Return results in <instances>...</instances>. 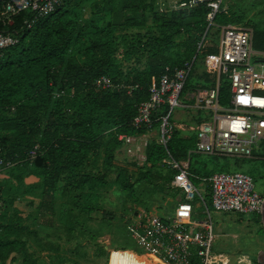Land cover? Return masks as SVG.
<instances>
[{
	"label": "trees",
	"instance_id": "trees-1",
	"mask_svg": "<svg viewBox=\"0 0 264 264\" xmlns=\"http://www.w3.org/2000/svg\"><path fill=\"white\" fill-rule=\"evenodd\" d=\"M213 1L217 0H206L192 8L161 11L156 0H102L95 6L97 10L92 17L86 18L76 0H63L53 13L39 18L32 28L25 24L27 19L33 18L30 12L18 14L13 25L0 23V31L14 32L20 38L18 44L0 55V147L3 150L0 156L14 163L9 169H21L42 178L39 210L43 214L55 213L53 204L61 182L65 190L85 192L83 213L97 211L96 189L109 185L107 175L111 171L116 173V182L133 202L138 201L136 182L154 184L158 190L170 187L173 173L159 165L166 156L163 146L152 140L146 150V165L134 169L130 162L123 165L117 162V152L122 145L118 134L146 132L137 129L133 120L138 106L148 100L150 86L160 79L165 67H180L195 56L197 63L199 57L203 59L206 53L216 52L217 47L213 46L198 53V45L206 32V38L211 29H216L220 35L217 26L236 25L240 21L221 6L213 26H209L207 15L211 12L209 3ZM149 13L158 36L145 42L139 38L137 43L129 44L126 34H116L117 29H129L145 22ZM138 18L141 21L138 22ZM180 34L187 37L182 43L183 53L176 58L167 56ZM218 40L219 36L212 44L216 45ZM139 48L146 50L149 56L146 68L124 69V63L129 62ZM253 49L264 51V30L260 27L253 31ZM193 72L194 69L185 92L190 87ZM103 75L109 76L116 87L94 86L93 81ZM206 77L208 82L202 87H213L214 77L207 71ZM221 80L220 95L224 104L229 83L226 78ZM122 85L134 89L128 94L125 88L118 87ZM61 90L65 94L55 96V92ZM201 120L200 115L197 124ZM195 143V132L183 137L177 129L168 150L174 158L183 160ZM36 146L37 156L30 160L29 153ZM100 156L104 173H89L87 169L93 164V157ZM221 169L225 170L220 172L230 170L227 165ZM191 171L201 176L216 173L213 170L200 172L194 165ZM253 220L260 223L261 214L255 215ZM25 230L28 231L25 226L4 225L0 214V264H16L17 261V264H35L28 260L24 249Z\"/></svg>",
	"mask_w": 264,
	"mask_h": 264
},
{
	"label": "built area",
	"instance_id": "built-area-1",
	"mask_svg": "<svg viewBox=\"0 0 264 264\" xmlns=\"http://www.w3.org/2000/svg\"><path fill=\"white\" fill-rule=\"evenodd\" d=\"M0 1L1 24L13 25L18 14L30 12L33 18L25 21L28 28L63 3V0ZM205 1L177 0L172 6L163 3L160 10L169 11L168 7L171 10L192 8ZM221 1L209 3V26L221 10ZM222 10L226 11V8ZM217 28L220 35L216 45L208 44L205 37L198 45L199 54L208 47H217L216 52L206 53L203 57L204 68L214 77L215 85L204 91L185 93L197 56L180 67H165L160 79L150 86L149 98L138 106L133 120L137 129H145L146 132L118 134L122 145L117 156L123 151L128 159L123 164L130 162L134 169L145 166L147 147L155 140L166 152V156L159 161L160 167L173 173L170 188L177 199L174 214L166 217L155 212L142 214L140 211L128 222L141 253L136 252L160 264H259L247 254L239 255L232 263L229 254L215 252L216 235L211 216L212 209L252 215V220L255 215L261 214L264 194L255 190L252 176L242 171L216 172L210 176L191 171L193 157L201 155L232 158L237 162L264 161V51L253 49V29L249 26L220 25ZM19 41L16 33L0 31V55ZM222 78L229 83L225 105H222L220 95ZM93 85L100 89L116 87L106 75L96 78ZM118 87L125 88L128 94L134 89L133 86ZM64 94L63 90L55 92L57 97ZM177 109L190 110L198 117L202 115L200 123L186 126L188 131L195 132L196 143L183 160H177L168 150V144L178 129L174 117ZM37 149L38 146L30 151V160L37 156ZM2 153L0 147V155ZM13 166L14 163L0 156V171Z\"/></svg>",
	"mask_w": 264,
	"mask_h": 264
},
{
	"label": "rangeland",
	"instance_id": "rangeland-1",
	"mask_svg": "<svg viewBox=\"0 0 264 264\" xmlns=\"http://www.w3.org/2000/svg\"><path fill=\"white\" fill-rule=\"evenodd\" d=\"M101 1L76 0V4L84 9L85 17L90 18L93 11L97 10L95 6ZM221 3L222 8L225 7L229 15L240 19L235 26H249L253 31L256 27L264 30V0H222ZM162 5L163 3L158 5L160 9ZM170 8L168 7V9ZM145 18V22H140L129 29H117L116 34H126L129 44L137 43L139 38L145 42L148 38L158 36V31L152 27L151 13L146 14ZM137 20L138 22L141 21L140 18ZM217 32L216 29L209 31L208 44H212L214 40L218 39ZM186 38L182 34L178 35L174 39L175 46L166 55L176 58L180 53L182 54L184 49L182 43ZM148 60L147 51L139 48L133 58L124 63L123 68L136 67L142 70L146 68ZM206 80L203 59L199 57L189 79L190 87L186 92L204 91L205 88L202 86L207 84L208 81ZM225 104L226 101L222 105ZM175 116L180 118L177 124L181 136L191 135V131L188 132L186 126L197 124V113L177 109L174 111ZM125 156L123 151L119 152L118 164L123 165V162L128 160ZM191 165L197 167L200 172L209 170L220 172L225 170L221 169L222 166L227 165L230 168L229 172L242 171L248 173L253 178L255 190L264 193L263 160H244L237 163L232 158L216 160L201 155L194 156ZM103 168L102 156L93 157V164L87 171L94 175H101L104 173ZM11 171L9 183L12 178H17L21 169H11ZM31 176L34 175L31 174ZM35 177L40 183L42 178L37 175ZM115 177L114 171L109 172L107 175L109 185L96 189L98 210L90 214L81 211L84 206L83 194L85 192L68 188L65 190L64 183L61 182L57 187L54 199V214H43L39 210L40 204L37 205V201L41 199V196L36 195L33 188L31 209L18 211L13 207V204L9 205L8 201L2 203L0 208L2 222L4 225L10 223L15 227L25 226L28 231H31L30 233L27 230L24 231V249L27 252L28 260L35 261V264H110V255L115 251L128 250L137 255V252H141L136 245L133 230L128 222L132 221L140 211L142 214L155 212L161 216H172L177 205V199L169 185L164 186L163 190H158L154 184L139 181L136 182L135 186L138 201L133 202L128 199L127 193L122 190ZM35 199L38 200L35 201ZM0 201H2L1 197ZM211 216L216 235L215 252L229 254L232 263H235L237 257L243 253L251 255L253 259L257 260L255 254L264 250L262 221L260 223L253 222L252 215L223 213L213 209Z\"/></svg>",
	"mask_w": 264,
	"mask_h": 264
},
{
	"label": "crops",
	"instance_id": "crops-1",
	"mask_svg": "<svg viewBox=\"0 0 264 264\" xmlns=\"http://www.w3.org/2000/svg\"><path fill=\"white\" fill-rule=\"evenodd\" d=\"M174 1L177 0H156L158 4L164 3L169 6ZM170 10L171 9H169V11ZM207 39L208 38H206V40ZM178 119L180 118L175 116L176 122H178ZM11 172L12 171L9 168H5L0 171V197L2 200L0 201V203L2 204L4 201H8V204H13V207L18 211H25L27 209H31V200H33V188L35 189V194H39L41 196V182L38 183V178H36L35 175L31 176V172H25L21 170L19 171V174H17V178H12V181L9 183V177L11 175ZM36 200L38 199H35V201ZM39 201L41 202V199L37 201V205L40 204Z\"/></svg>",
	"mask_w": 264,
	"mask_h": 264
},
{
	"label": "bare ground",
	"instance_id": "bare-ground-1",
	"mask_svg": "<svg viewBox=\"0 0 264 264\" xmlns=\"http://www.w3.org/2000/svg\"><path fill=\"white\" fill-rule=\"evenodd\" d=\"M222 6V5H221ZM213 26V25H212ZM206 35V34H205ZM207 36V35H206ZM204 36V37H206ZM189 78V77H188ZM188 82V81H187ZM187 84V83H186ZM221 89V88H220ZM196 91V90H195ZM149 92V91H148ZM227 97V96H226ZM222 101V100H221ZM198 116V115H197ZM202 116V115H201ZM200 117V116H199ZM202 121V120H201ZM189 125V124H188ZM187 125V126H188ZM185 132V130H184ZM187 132V131H186ZM189 132V131H188ZM192 132V131H191ZM171 153V152H170ZM123 154V153H122ZM126 157V156H125ZM213 157V156H212ZM264 194V193H263ZM166 214V212H165ZM136 252V251H135ZM244 254V253H243ZM257 258V257H256ZM110 264H160L155 259L144 255H134L132 251H115L110 255Z\"/></svg>",
	"mask_w": 264,
	"mask_h": 264
},
{
	"label": "water",
	"instance_id": "water-1",
	"mask_svg": "<svg viewBox=\"0 0 264 264\" xmlns=\"http://www.w3.org/2000/svg\"><path fill=\"white\" fill-rule=\"evenodd\" d=\"M262 211H261V221H262V226H263V230H264V201H263V205H262ZM257 262L259 264H264V250H260L257 253Z\"/></svg>",
	"mask_w": 264,
	"mask_h": 264
},
{
	"label": "flooded vegetation",
	"instance_id": "flooded-vegetation-1",
	"mask_svg": "<svg viewBox=\"0 0 264 264\" xmlns=\"http://www.w3.org/2000/svg\"><path fill=\"white\" fill-rule=\"evenodd\" d=\"M254 222V221H253ZM258 253V252H257ZM257 253L255 254V256H257ZM251 256V255H250ZM252 257V256H251Z\"/></svg>",
	"mask_w": 264,
	"mask_h": 264
}]
</instances>
